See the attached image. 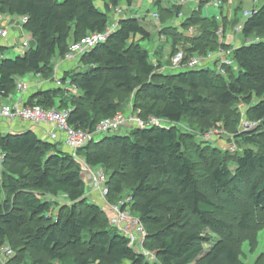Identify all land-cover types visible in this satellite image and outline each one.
I'll return each mask as SVG.
<instances>
[{
    "label": "trees",
    "instance_id": "obj_1",
    "mask_svg": "<svg viewBox=\"0 0 264 264\" xmlns=\"http://www.w3.org/2000/svg\"><path fill=\"white\" fill-rule=\"evenodd\" d=\"M123 1L134 3L109 0L100 8L97 0H0L5 16H27L24 26L33 40L30 49L16 57L0 46V99L13 96L28 73L55 83V61L65 57L71 42L105 33L109 8ZM166 1L153 0L159 13L171 12ZM209 1H201L200 8ZM199 25V38H185L188 56L206 57L225 46L218 41L216 18L192 15L182 28ZM255 34L264 35V3L243 24L244 38ZM174 36L175 44L182 40ZM151 37L137 16L119 18L105 42L83 55L76 69L62 73L77 94L63 87L35 88L26 105L68 110L70 126L91 131L125 112L116 97L125 92L138 101L141 118L164 122L92 140L79 151L90 166L107 175L110 165L115 166L108 176L109 201L123 193L127 181V206L144 225V247L156 260L137 251L106 212L86 197L79 163L55 142L27 130L0 132V152L5 154L0 249L9 245L15 254L8 264H27L25 252L41 256L36 264H247L244 244L251 252L258 248V233L264 228V40L233 48L236 65L222 75L216 66L160 71V60L152 61L141 44ZM207 92L220 108L241 100L247 120L256 124L248 131H234L248 147L233 160V168L216 150L202 153L196 164L185 149L190 139L182 124L189 117L213 115L206 105ZM61 194L67 202L56 207L49 197ZM254 264H264V259Z\"/></svg>",
    "mask_w": 264,
    "mask_h": 264
},
{
    "label": "rangeland",
    "instance_id": "obj_2",
    "mask_svg": "<svg viewBox=\"0 0 264 264\" xmlns=\"http://www.w3.org/2000/svg\"><path fill=\"white\" fill-rule=\"evenodd\" d=\"M97 1L100 8H104L106 6V2H108L109 0ZM200 1L201 0H186L185 3H182L181 0H167L164 6L166 8H170L171 12L162 11L161 13H159L157 9L152 7L153 0H134L132 6H129L125 1H123L119 5L122 10L121 13H118L116 8H109V28H115L119 18H121L122 16H139L140 21L146 26V28L152 31V39L147 41L145 44H142V46L150 51L151 60L156 63L160 60L159 63L161 65H166L169 62L171 63L172 56L177 50L184 52V55L187 56V58H190V56L187 55L188 47L190 45L186 42L185 38L191 41L195 38H199L202 34L203 27L201 28V25L191 27L189 30L192 31L186 32L184 34L182 32L177 33V29H171L170 25L172 23H177L178 25L180 24V26H182V23L192 15L199 18H201V16L203 18L209 19L216 18L220 26L218 30V41L221 44H225L224 47L226 48L233 49L240 45H243L244 43L258 41L260 39L264 40V35L262 34H255L253 35V37L247 40L242 36V33L238 34V32H236L235 30L237 26L243 25L244 21L247 19V17L244 16V13L246 11L253 12V9L260 7L264 3V0H210L208 3L203 4L202 8H200ZM216 1H221L222 4L218 6L216 4ZM154 12L159 13V19L154 18ZM225 18H228V20H225ZM13 19H15L16 21H14ZM11 22L16 23L15 28L13 29H10L9 27ZM21 23L22 22L18 17L13 16H9L8 18L6 17L4 22L5 29L8 31V37L4 41L0 39V43L2 42L3 46H6V49L8 48V52L6 54H11L10 57H16L17 55H20V51L23 50L22 44H19L18 49L15 50L13 46L17 45L19 42L21 43L23 41L22 39H24V41L25 39L27 41H30L29 39H31L29 31ZM223 32L225 34L224 37L222 35ZM174 33L175 35L182 38V40L177 42L176 44L174 43ZM12 42L13 44L10 45V43ZM80 65L81 64L78 63V66ZM235 65L236 63L231 67H235ZM76 68L77 67H75L74 63L70 64L71 70ZM163 69L165 68L163 67ZM163 69H160V71L167 72ZM22 80L27 83H29L30 81H32V83H35L36 81L37 84L44 85L50 82L33 73H28L25 77L22 78ZM116 97L118 101H120L124 106L125 116H140V109H138L136 105L138 101H135L134 95L125 92H117ZM205 97L208 98L206 105H208L213 110V115L211 118H204L200 116L189 117L186 122L182 124L181 128L185 132H187V136L190 139V144L185 149L188 155H190L194 159L196 164H200L199 156L202 153H205V151L207 150H209L210 152H214L216 150L219 153V159H225L229 163L231 168H233V160H235V158H237L242 153L243 149L248 147V145H246L245 143L243 144L242 142H240L234 134V131L244 132V122L248 121L246 118V107L244 103L239 100L228 108H220L216 107V105L214 104L210 92L205 93ZM25 102L27 101L23 100L21 103L23 104ZM3 121L4 119H0V122ZM5 122L11 124L10 122ZM227 122L230 124L229 128H226L228 127L226 126ZM131 129L132 128H123L118 133L125 134L131 131ZM114 168L115 166H113V164L108 168V180V176L110 177L112 174H114ZM2 169L3 166L0 167V171H2ZM126 182V180L123 181L125 185L123 193L119 196L113 195L112 201H109L110 198H108L107 201H109L113 205L120 203H125V205H127L130 201V198L129 186ZM85 185L87 188L86 197L91 200L92 196L89 195L88 197L87 195L89 191V183L86 179ZM49 198L51 199V201L57 204L56 207L64 204V202H67V197L62 194L56 198ZM129 209L131 215L137 218L136 213H134L131 208ZM106 215L109 218V210H106ZM110 223L112 224L111 221ZM134 238H136L135 235ZM3 247L11 249L9 245H4ZM135 247L137 248L136 250H139L141 252H143V250L145 252H150L149 261L156 260V258L153 256L154 253L147 250L145 247H142L140 240L138 242H136L135 240ZM7 248L2 252L5 253ZM243 250L246 255L245 257H243V259L247 264H254L258 259H264V228L258 233V248L256 249V251L251 252V247L248 243L244 244ZM24 256L27 264H36V260L41 258V256H36L34 254H31L30 252H25L23 257ZM4 257H7L9 261H6L7 263L4 262L2 264H8V262H11L15 257L14 251L5 253Z\"/></svg>",
    "mask_w": 264,
    "mask_h": 264
},
{
    "label": "built area",
    "instance_id": "obj_3",
    "mask_svg": "<svg viewBox=\"0 0 264 264\" xmlns=\"http://www.w3.org/2000/svg\"><path fill=\"white\" fill-rule=\"evenodd\" d=\"M181 2L185 3L186 0H181ZM216 4L220 6L222 3L221 1H216ZM116 10L118 13H121L122 11L119 6L116 7ZM251 15L252 11H246L244 13V16L247 18ZM153 16L155 19H159L158 13L154 14ZM18 18L21 20L22 25H25L28 21L27 16ZM5 19L6 16L0 13V39L2 41L6 40L8 37V31L4 26ZM117 26L118 25H116V27ZM115 28H108L105 33H90L78 41L71 42L65 57L59 58L56 61V71L59 69L62 63H79L83 55L92 50L98 44L105 42L108 38V35ZM235 30L238 32V34L242 33L243 25L237 26ZM191 31L192 30L189 29L187 30V32ZM222 35L223 37L225 36L224 32ZM32 42L33 40H23L21 43L19 42L15 48L18 49V45L22 44L23 50H21L19 54L24 55L30 49ZM232 54L233 49H226L225 47H220L216 52L210 53L206 57L193 56L187 58V56L184 55V52L178 51L172 57V70L177 73L203 66H216L217 71L220 74L225 75L226 68L231 67L232 65L234 66L235 64L233 59H231ZM60 76L61 73L55 78L54 84L56 86L77 91V87L72 84L71 81L68 80L64 82ZM31 87L33 86L29 85V83L20 80L17 83L16 92L21 96H25ZM33 88H36L35 83ZM22 101L23 98L20 97V99L15 103L0 104V119H4V121L10 123L23 121L38 127H48L50 141L62 144L66 148L70 149V155L79 163L81 175L84 181L86 179L89 183V191L87 195L88 197L89 195L92 196L91 201L98 204L105 212L106 210L110 211L109 218L112 222V225L129 238L131 245L134 246L135 249H137L135 247V240L136 242L140 240L142 247H144L146 230L142 222L138 217L135 218L131 215L129 209L130 207L125 205V203L113 205L107 201L109 188L106 172L102 168H94L90 166L85 161V159L80 156L79 151L92 140H99L105 136L118 133L123 128H145L150 125H162L164 122L152 117L147 121L140 116L130 117L125 116L124 113H118L112 118L101 121L94 130H82L69 125L68 110H59L57 108L44 109L37 105H26V102L22 104ZM254 126H256L254 122L245 121L243 129L248 131L249 129H253ZM4 159L5 154L0 152V167L3 166ZM134 235L136 238H134ZM6 248L7 247H2L0 249V260L2 263L9 261L7 257H4V254L8 253L9 251H13L12 249L7 248L6 252L3 253L2 251ZM139 252L142 253L148 260L150 259V252H145L144 250L143 252Z\"/></svg>",
    "mask_w": 264,
    "mask_h": 264
},
{
    "label": "crops",
    "instance_id": "obj_4",
    "mask_svg": "<svg viewBox=\"0 0 264 264\" xmlns=\"http://www.w3.org/2000/svg\"><path fill=\"white\" fill-rule=\"evenodd\" d=\"M202 2H203V0H201ZM200 1V2H201ZM152 7L153 8H155L154 7V4L152 5ZM202 8V7H201ZM156 9V8H155ZM156 13H158V12H154L153 13V15L154 14H156ZM134 16H137V15H134ZM7 18L9 17V16H6ZM122 17H124V16H122ZM138 18H139V16H137ZM209 19V18H208ZM14 21H16L15 19H13ZM119 21V20H118ZM15 25H16V23H13V22H11L10 23V25H9V27H10V29L12 28H15ZM117 25H118V22H117ZM144 25V24H143ZM145 26V25H144ZM145 28H146V26H145ZM170 28L171 29H177V33H186L187 32V30L186 31H184V29L182 28V26H180V24L178 25L177 23L176 24H171L170 25ZM147 29V28H146ZM151 34H152V31H150L149 29H147ZM175 34V33H174ZM30 35V34H29ZM31 36V35H30ZM21 38H23V37H21ZM20 38V39H21ZM141 38L140 37H137L136 38V40H140ZM151 39H152V37H151ZM150 39V40H151ZM22 40H24V39H22ZM26 40V39H25ZM30 41L32 40V37H31V39H29ZM147 41H149V40H147ZM147 41H141V44H145ZM16 43V42H15ZM13 44V42L12 43H10V45H12ZM0 45H2L3 46V43L1 42L0 43ZM16 46V45H15ZM15 46H13V48H14V50L16 49L15 48ZM3 47H6V46H3ZM12 48V47H11ZM145 48V47H144ZM147 49V48H146ZM148 50V49H147ZM8 52V51H7ZM6 52V53H7ZM151 54V53H150ZM6 55H8V54H6ZM11 54H9V56H10ZM70 64L71 63H62L61 65H60V67H59V69L56 71V76L58 75H60L59 73H61V76H60V78H62V73L63 72H65V71H70L71 69H70ZM75 64V67H77L78 66V63H74ZM163 67L165 68V69H163ZM161 69H163V70H165V71H167V72H172V73H176L174 70H172V63H168V64H162V68ZM65 82V81H64ZM29 85H32L33 87H34V83H32V81H30L29 82ZM35 85L37 86V88H39V89H50V88H56V87H58V86H56L54 83L53 84H51V82H49L48 84H46V85H44V84H41V85H38L37 84V82L35 81ZM33 87H31L30 89H29V91L27 92V94H25V96H21L20 94H18L17 92L13 95V96H11L10 98H2V99H0V104H5V103H15L17 100H19L20 99V97L21 98H23V100L24 101H28V98H29V96L34 92V88ZM65 88V87H64ZM71 92H73V93H75V94H77L78 93V91H75V90H71ZM52 129V128H51ZM27 130H32V131H34L41 139H44V140H46V141H50V138H49V135H48V131H49V129H48V127H45V126H34V125H32V124H30V123H26V122H23V121H16V122H14V123H11V124H8V123H6L5 121H3V122H0V132L1 133H12V134H18V133H22V132H24V131H27ZM50 142H52V141H50ZM58 146H59V148L61 149V150H63L64 152H66V153H71V151H70V149H68V148H66L65 146H63L62 144H59V143H56Z\"/></svg>",
    "mask_w": 264,
    "mask_h": 264
}]
</instances>
